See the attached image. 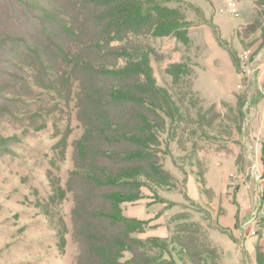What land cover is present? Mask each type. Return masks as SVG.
<instances>
[{
  "label": "rangeland",
  "instance_id": "rangeland-1",
  "mask_svg": "<svg viewBox=\"0 0 264 264\" xmlns=\"http://www.w3.org/2000/svg\"><path fill=\"white\" fill-rule=\"evenodd\" d=\"M233 1L236 15L227 0L168 3L191 23L188 46L173 37L138 38L154 50L150 65L156 82L171 93L182 114V123L168 122L161 135V164L176 188H154L153 195L142 187V192L164 204L166 238L173 233L171 218L185 213L222 253L219 264H264V0ZM227 49L236 59L248 55L244 74L233 73ZM173 63L186 67L175 84L166 72ZM16 81L28 89L14 94L2 85ZM31 85L0 73V137L13 138L0 153V264H75L73 201L65 188L73 168L72 143L82 133L75 90L54 97ZM11 97L21 98L18 105L5 101ZM6 104L8 113L2 111ZM207 214L215 227L204 220Z\"/></svg>",
  "mask_w": 264,
  "mask_h": 264
},
{
  "label": "trees",
  "instance_id": "trees-1",
  "mask_svg": "<svg viewBox=\"0 0 264 264\" xmlns=\"http://www.w3.org/2000/svg\"><path fill=\"white\" fill-rule=\"evenodd\" d=\"M172 1L0 0V73L54 97L75 90L82 133L72 143L73 168L65 183L73 201L75 264H177L175 258L183 264H219L222 258L188 214L171 218L175 225L169 238L142 239L137 235L148 223L123 213L124 204L142 198V187L153 195L154 188H176L161 164V135L168 122L181 124L182 114L171 93L156 82L150 65L154 50L138 41L173 37L189 45L191 23L180 9L168 6ZM227 51L239 71L238 58ZM166 72L175 84L186 67L173 63ZM2 85L14 94L29 87L18 81ZM242 107L240 99V116ZM9 110L7 104L2 107ZM12 139L0 137V153ZM261 164L264 170L263 145ZM204 220L215 227L210 214ZM220 230L233 240L228 229Z\"/></svg>",
  "mask_w": 264,
  "mask_h": 264
},
{
  "label": "crops",
  "instance_id": "crops-1",
  "mask_svg": "<svg viewBox=\"0 0 264 264\" xmlns=\"http://www.w3.org/2000/svg\"><path fill=\"white\" fill-rule=\"evenodd\" d=\"M231 64L233 67V73L238 77L232 60ZM164 198L168 202H173L167 196H164ZM153 201L154 200H152L147 194L142 193V198L139 201L135 203H126L123 205V213L126 217L146 221L148 223V227L146 228L145 232L137 235L139 238H166L170 235L167 217L164 216L162 212V207L164 204Z\"/></svg>",
  "mask_w": 264,
  "mask_h": 264
},
{
  "label": "built area",
  "instance_id": "built-area-1",
  "mask_svg": "<svg viewBox=\"0 0 264 264\" xmlns=\"http://www.w3.org/2000/svg\"><path fill=\"white\" fill-rule=\"evenodd\" d=\"M228 2V6L230 7V11L232 14H235V8H236V4L233 0H227ZM236 15V14H235ZM238 61H239V65H240V72L241 74H244L247 71V64L249 62L248 56L245 53H242L240 55H238Z\"/></svg>",
  "mask_w": 264,
  "mask_h": 264
}]
</instances>
